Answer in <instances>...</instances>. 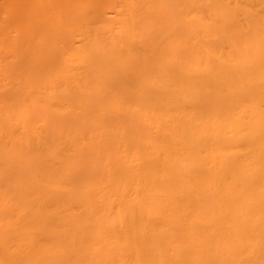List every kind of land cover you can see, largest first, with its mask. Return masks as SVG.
Returning <instances> with one entry per match:
<instances>
[{"label":"bare ground","instance_id":"6f19581e","mask_svg":"<svg viewBox=\"0 0 264 264\" xmlns=\"http://www.w3.org/2000/svg\"><path fill=\"white\" fill-rule=\"evenodd\" d=\"M0 264H264V0H0Z\"/></svg>","mask_w":264,"mask_h":264}]
</instances>
